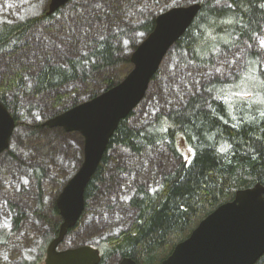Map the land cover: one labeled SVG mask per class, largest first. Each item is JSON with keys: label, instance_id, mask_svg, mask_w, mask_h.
<instances>
[{"label": "trees", "instance_id": "obj_1", "mask_svg": "<svg viewBox=\"0 0 264 264\" xmlns=\"http://www.w3.org/2000/svg\"><path fill=\"white\" fill-rule=\"evenodd\" d=\"M126 2L99 0L100 25L72 56L58 63L45 58L38 66H22L2 78L0 102L13 115L15 129L25 117L18 113L23 98L56 93L75 82L86 83L94 74L121 62L130 64V54L152 32L157 14L141 11L134 15L129 4L128 9L124 7ZM196 3L201 4L197 17L171 51L200 67L209 64L216 52L231 50L244 42L252 43L263 32L264 0H197ZM59 11L47 16L44 6L38 16L0 24V55L6 50L14 51L33 28L52 21ZM128 34H137L138 38L124 43ZM123 49L126 54L121 56ZM157 76L158 72L151 83ZM121 79L104 77L98 88L83 93V99L72 94H56L53 102L60 109L52 116L94 98ZM132 116L133 112L119 122L109 140L86 186L85 205L104 181L108 153L114 148H124L140 157L148 149L164 146L176 156L191 154V159L164 175L154 191L136 187L131 192L127 203L135 210V219L125 231L101 241L97 247L100 264L113 256L119 260L130 258L136 264H160L205 217L231 201L236 191L257 183L264 186V67L258 51H245L240 68L229 78L203 81L182 102L156 113L139 126H129ZM41 124L28 126L27 130L45 131ZM42 174L39 171L38 183ZM52 212L58 216L54 203ZM84 215L83 212L75 228ZM45 220L49 234L33 264H43L46 247L58 231L59 222ZM255 264H264V254Z\"/></svg>", "mask_w": 264, "mask_h": 264}, {"label": "rangeland", "instance_id": "obj_2", "mask_svg": "<svg viewBox=\"0 0 264 264\" xmlns=\"http://www.w3.org/2000/svg\"><path fill=\"white\" fill-rule=\"evenodd\" d=\"M196 1L127 0L124 7L129 4L134 15L141 11L158 15L164 8L186 6ZM48 2L0 0V24L38 16ZM97 5L99 0H72L52 21L39 23L14 51L6 50L0 55V81L19 67L38 66L37 63L45 58L58 63L72 56L75 49L88 41L90 32L100 25L102 13ZM126 37L124 43L130 38L137 39L138 35ZM250 49L260 53L264 67V29L252 43L244 42L231 50L216 52L212 61L202 67L186 56H177L171 48L161 63L157 78L133 111L129 126L137 127L156 113L182 102L203 81L229 78L238 71L245 51ZM125 54L123 49L121 56ZM130 70V64L121 62L94 74L86 83L78 81L56 93L21 100L18 113L25 117L13 132L8 149L0 156V264L34 263L49 234L45 218L60 224L61 218L52 212V205L82 161L83 139L78 133L48 128L31 132L27 127L43 123L59 111L53 102L56 94H72V97L83 99V93L92 92V87L98 88L104 77L123 78ZM108 156L104 181L98 185L94 197L86 202L84 217L66 236L60 250L81 245L98 247L101 241L128 229L136 216L127 203L131 192L136 187L154 191L164 175L191 159V154L176 156L164 146L148 149L140 157L124 148H114ZM39 171L43 172L40 183L37 182ZM118 262L119 258L113 256L104 264Z\"/></svg>", "mask_w": 264, "mask_h": 264}, {"label": "water", "instance_id": "obj_3", "mask_svg": "<svg viewBox=\"0 0 264 264\" xmlns=\"http://www.w3.org/2000/svg\"><path fill=\"white\" fill-rule=\"evenodd\" d=\"M71 0H50V16ZM200 3L173 6L158 14L155 26L129 57V73L112 88L68 108L42 123L48 129L78 133L83 139L82 161L55 200L61 218L48 243L43 264H100L99 250L89 245L59 250L85 209L84 192L107 150L120 121L143 100L151 79L168 51L192 25ZM15 119L0 102V155L8 149ZM264 254V186L238 190L231 201L205 217L187 239L160 264H255ZM118 264H136L123 258Z\"/></svg>", "mask_w": 264, "mask_h": 264}]
</instances>
